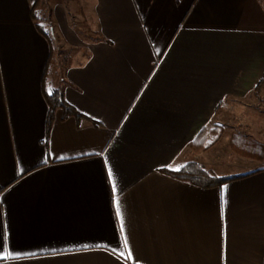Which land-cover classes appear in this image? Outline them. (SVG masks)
<instances>
[{
    "label": "crops",
    "instance_id": "crops-1",
    "mask_svg": "<svg viewBox=\"0 0 264 264\" xmlns=\"http://www.w3.org/2000/svg\"><path fill=\"white\" fill-rule=\"evenodd\" d=\"M43 2L0 0V264H264V141L230 147L253 139L264 0ZM45 72L86 117L48 135ZM190 161L256 173L163 172Z\"/></svg>",
    "mask_w": 264,
    "mask_h": 264
},
{
    "label": "trees",
    "instance_id": "trees-1",
    "mask_svg": "<svg viewBox=\"0 0 264 264\" xmlns=\"http://www.w3.org/2000/svg\"><path fill=\"white\" fill-rule=\"evenodd\" d=\"M96 40H103V38L101 36H98ZM50 57L47 61V70L51 60ZM263 87H264V76L259 82V84L256 86L255 91L259 93ZM43 94L48 105V113L46 120L47 135L50 131L51 125L55 117V112L57 109L63 110L64 117L72 116L77 121H79L82 118H86L77 109H75L65 100L63 86L61 83L57 87L48 88V85L46 83V72L43 77ZM219 126L224 128L227 126V124H220V125L217 124V126L216 124H214L211 130L212 133L211 135H213L214 133L217 136L219 135L220 133V130L218 129ZM203 134L204 132H201L197 137V139L202 137ZM215 141H217L216 138L213 143H215ZM209 147L210 145H207L206 149H208ZM230 147L234 153L243 157L250 156V152L252 151L253 153H258L263 151V145L260 142L254 139L247 138L242 133H234L231 135ZM163 172L176 179L187 181L190 184L201 188L221 187L225 183L235 181L241 178H245L251 174L256 173V171H253L244 174L218 175L214 171L207 169L204 165L192 161L182 164L175 170L164 169Z\"/></svg>",
    "mask_w": 264,
    "mask_h": 264
},
{
    "label": "rangeland",
    "instance_id": "rangeland-1",
    "mask_svg": "<svg viewBox=\"0 0 264 264\" xmlns=\"http://www.w3.org/2000/svg\"><path fill=\"white\" fill-rule=\"evenodd\" d=\"M43 4H48V0L45 3L43 2ZM44 9V15L47 16L49 14L47 6L46 8L44 7ZM252 107L253 115L250 116L246 122L238 124L239 130L253 139L264 141V91L262 92L261 100L258 101L254 98ZM253 164L254 163L246 165L244 169L250 168ZM255 164L258 163L255 162Z\"/></svg>",
    "mask_w": 264,
    "mask_h": 264
},
{
    "label": "snow or ice",
    "instance_id": "snow-or-ice-1",
    "mask_svg": "<svg viewBox=\"0 0 264 264\" xmlns=\"http://www.w3.org/2000/svg\"><path fill=\"white\" fill-rule=\"evenodd\" d=\"M125 246H126V243H125Z\"/></svg>",
    "mask_w": 264,
    "mask_h": 264
}]
</instances>
